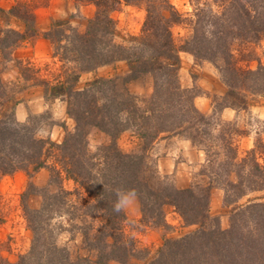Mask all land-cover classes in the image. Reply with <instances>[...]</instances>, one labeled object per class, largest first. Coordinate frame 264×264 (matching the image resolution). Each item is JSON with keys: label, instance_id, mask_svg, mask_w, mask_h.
Wrapping results in <instances>:
<instances>
[{"label": "rangeland", "instance_id": "rangeland-1", "mask_svg": "<svg viewBox=\"0 0 264 264\" xmlns=\"http://www.w3.org/2000/svg\"><path fill=\"white\" fill-rule=\"evenodd\" d=\"M18 1L33 8L39 35L27 36L25 41L0 53V94H4L0 98V118L7 110L1 104L4 96L12 95L17 100L13 107L15 119L35 126L39 138L59 144L74 131L76 123L66 112L63 97L45 95L44 85L40 82L54 85L71 75L76 65L62 59L56 43L43 38L41 33L59 20L68 22L76 32H84L96 6L91 0H0V38L7 30L24 31L23 22L8 12ZM148 4L156 15L170 17V23L173 20L170 31L177 46L191 39L194 28L200 29L198 23H202L207 36H217L218 40L227 43L246 42L235 27V24L243 23L246 0H120L110 12L114 20L115 43L128 46L141 34ZM214 16V22L208 20ZM236 18L239 19L237 22ZM38 39L44 43H39ZM210 39L212 41V37ZM246 44L242 53L233 51L234 58L253 70L264 67V35L251 38ZM220 50L201 51V57L188 51L178 54L176 74L180 89L190 91L196 111L209 122L202 125L208 131L209 139L205 138L201 145L188 139L191 133L184 129L186 125L181 132L167 129L159 132L152 141H145L142 135L145 128L140 117L135 118L134 125L116 132L113 137L96 127L86 128L89 152L115 143L121 152L143 158L144 182L148 184H142V199L133 193H119L118 201L121 197L126 201L121 208L125 219L114 230L106 227V220L99 215L84 219L79 214L81 206L91 203L97 195L91 196L82 189L77 191L78 195H65L62 208L55 202L57 209L40 220L44 229L41 231L52 236L49 240L56 247L65 248L74 264H153L164 245L192 235L203 226L216 227L220 231L235 227L241 232L246 227L252 228V223L248 222L249 208L245 207L264 203V189L251 190L237 197L228 184L236 181L234 172L222 171L218 164L226 153L223 138L231 143L239 158L255 148L258 142L264 143V94L253 93L250 89L239 90L244 106L233 95L227 96L229 88L219 68L223 64ZM133 74L135 77L129 79L128 63L117 60L80 72L75 86L82 89L96 78L112 79L118 88L124 85L137 104L145 108L153 92L154 78L152 74L138 70ZM229 102L236 105L230 106ZM162 104H166V99ZM154 105L158 106V103L155 101ZM161 111L162 116L167 114L163 105ZM48 150L47 162L58 163L55 149L49 147ZM49 177L48 167L39 168L32 174L18 170L0 177V249L1 255L10 262H18L30 249L33 210L41 208L43 194L61 192L58 185L49 183ZM62 187L75 192L71 180H63ZM185 189H191L201 202L203 197L207 198L208 218L204 223H187L172 204L178 196L176 191ZM183 195L186 197L187 193ZM236 212L239 214L234 215ZM99 249L105 254L103 259L99 257ZM110 249L116 252L110 253ZM212 257L205 255L206 259ZM242 257L231 264H246Z\"/></svg>", "mask_w": 264, "mask_h": 264}, {"label": "trees", "instance_id": "trees-1", "mask_svg": "<svg viewBox=\"0 0 264 264\" xmlns=\"http://www.w3.org/2000/svg\"><path fill=\"white\" fill-rule=\"evenodd\" d=\"M91 1L96 6V12L88 19L84 32H76L68 22L59 20L41 33L43 38L56 43L61 50L62 59L72 61L76 65L71 75L61 78L54 85L40 82L44 85L45 95L63 97L66 101V112L76 123L74 131L69 132L59 144L39 138L35 126L29 122L20 123L15 119L13 107L17 100L12 95L4 96L1 103L7 110L6 113L2 111L4 116L0 118V177L18 170L32 174L39 168L48 167L49 183L58 185L61 192L43 194L41 208L33 210L34 218L32 223L30 222L33 236L27 254L13 263L1 255L0 249V264H74L67 250L56 247L49 240L52 236L41 231L44 229L40 224V220L46 219L45 214L57 209L54 208L55 202L62 208L67 194L78 195L77 191L84 189L91 196L97 195L91 203L85 202L88 205L81 206L79 214L84 219H94L99 215L106 220L105 226L110 230L117 229L125 219L122 210L116 211L114 208L120 192L133 193L142 199V184H148L144 182L143 158L121 152L115 143L89 152L86 146L88 126L96 127L113 137L116 132L134 125L135 118L140 117L143 121L142 127L145 128L142 133L145 141H152L159 132L167 129L181 132L184 125V129L191 133L187 137L192 142L201 145L205 138L209 139L208 131L202 127L203 124L209 123L205 120L207 118L196 111L191 102L190 91L180 89L178 84L176 71L180 51H188L195 57H201V51L212 53V49L221 48L223 64L219 68L229 88L227 96L233 95L234 99L244 106L245 101L238 93L239 90L250 89L253 93L264 94V67L253 70L233 56L234 50L239 53L245 51L248 45L246 43H249L251 38L256 39L264 35V0H246L247 9H244L245 14L242 15L243 23L238 26L235 24L238 35L246 39L245 43L242 40L227 43L218 40L217 36H207L202 29V23H198L200 29L194 28L191 39L185 40L180 46L175 44L170 31L173 20L170 23V17L156 15L149 4L141 34L134 37L132 44L128 46L115 43L114 20L110 17V12L120 0ZM28 7V3L18 1L8 11L23 22L24 31H4L0 38V53L25 41L27 36L39 35L35 28L33 8ZM196 12L198 15L199 10ZM215 18L214 16L208 20L214 22ZM238 20L236 18L235 22ZM57 52L58 48L55 49L56 54ZM117 60H125L128 63L129 79L135 77V70L152 74L153 92L145 108L137 104L136 98L128 93L124 85L118 88L112 79L96 78L82 89L76 88L75 83L80 72L91 71ZM1 95L4 94L1 93L0 98ZM165 99L166 104H162ZM155 101L158 106L154 105ZM162 105L167 113L164 116L160 113ZM229 105L236 103L229 102ZM223 140L226 153L218 167L222 171L234 172L236 181H229L230 189L237 197L251 190L264 189V143L258 142L255 148L239 158L231 143L225 141L226 138ZM49 147L58 153V163L47 162ZM63 180H71L75 192L64 190ZM186 193L185 197L183 194ZM175 195L178 196L174 197L172 204L187 223H204L208 218L206 197H203L201 202L198 196L192 194L191 189L176 191ZM181 201H184V204ZM245 208H249L248 222L252 223V228L246 227V230L241 232L235 227L232 230L220 231L216 227L203 226L192 235L164 245L153 264H231L240 256H243L241 260L244 259L246 264H264V203H253ZM241 211L240 208L239 212ZM114 250L110 249V253L116 252ZM206 254L213 255L212 259H206ZM104 255L101 250L100 259H103Z\"/></svg>", "mask_w": 264, "mask_h": 264}, {"label": "clouds", "instance_id": "clouds-1", "mask_svg": "<svg viewBox=\"0 0 264 264\" xmlns=\"http://www.w3.org/2000/svg\"><path fill=\"white\" fill-rule=\"evenodd\" d=\"M125 198L121 197V199L116 203V205L114 206L116 211H120L123 204L125 203Z\"/></svg>", "mask_w": 264, "mask_h": 264}, {"label": "crops", "instance_id": "crops-1", "mask_svg": "<svg viewBox=\"0 0 264 264\" xmlns=\"http://www.w3.org/2000/svg\"><path fill=\"white\" fill-rule=\"evenodd\" d=\"M38 40H40V41H38L39 43H42V42L44 43V40H41V39H38Z\"/></svg>", "mask_w": 264, "mask_h": 264}]
</instances>
